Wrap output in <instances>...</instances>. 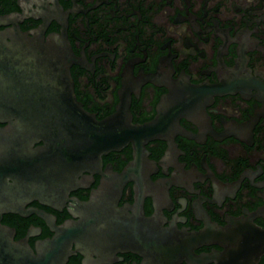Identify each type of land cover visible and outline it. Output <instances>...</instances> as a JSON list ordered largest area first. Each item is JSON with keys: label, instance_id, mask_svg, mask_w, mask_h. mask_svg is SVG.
<instances>
[{"label": "flooded vegetation", "instance_id": "af4514ba", "mask_svg": "<svg viewBox=\"0 0 264 264\" xmlns=\"http://www.w3.org/2000/svg\"><path fill=\"white\" fill-rule=\"evenodd\" d=\"M16 27L67 42L97 120L164 118L123 185L133 143L50 166L42 139L0 156L15 240L61 264H264V0H0V32ZM48 221L69 223L50 247Z\"/></svg>", "mask_w": 264, "mask_h": 264}, {"label": "water", "instance_id": "95a60500", "mask_svg": "<svg viewBox=\"0 0 264 264\" xmlns=\"http://www.w3.org/2000/svg\"><path fill=\"white\" fill-rule=\"evenodd\" d=\"M70 65L69 46L60 37L45 42L17 27L8 37L0 32V115L15 119L0 127V156L19 155L42 139L44 166H50L47 159L55 156L72 159L85 155L95 161L110 149L133 143L137 146L135 158L116 178L123 185L132 179L136 165L144 158V144L163 136L164 116L159 112L151 122L134 124L128 108L123 107L122 122L97 120L76 98ZM7 192L0 181V197ZM0 206L10 204L0 202ZM49 224L55 234L46 242L48 247L69 232L68 222ZM56 252L54 248L35 253L27 238L15 240L14 230L0 222V264H61L64 259Z\"/></svg>", "mask_w": 264, "mask_h": 264}]
</instances>
